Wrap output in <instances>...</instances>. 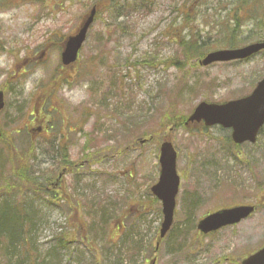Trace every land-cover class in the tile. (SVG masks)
Segmentation results:
<instances>
[{
  "label": "rangeland",
  "instance_id": "rangeland-1",
  "mask_svg": "<svg viewBox=\"0 0 264 264\" xmlns=\"http://www.w3.org/2000/svg\"><path fill=\"white\" fill-rule=\"evenodd\" d=\"M9 2L0 9L1 172L8 166L0 188L3 177L19 183L10 193L33 219L23 245L0 249V264H240L264 244V125L255 143L235 145L229 128L186 122L202 101L249 93L264 77V49L201 66L178 44L194 38L208 53L264 42V0ZM92 6L77 60L64 67L63 41ZM164 140L177 152L180 183L173 224L155 249L162 214L150 188ZM59 145L72 162L64 183L74 210L44 203L16 176V158L34 178L61 172ZM242 204L255 206L248 218L197 230L202 216Z\"/></svg>",
  "mask_w": 264,
  "mask_h": 264
},
{
  "label": "water",
  "instance_id": "water-1",
  "mask_svg": "<svg viewBox=\"0 0 264 264\" xmlns=\"http://www.w3.org/2000/svg\"><path fill=\"white\" fill-rule=\"evenodd\" d=\"M96 8L93 6L74 35L66 38L61 53V62L68 65L77 58V53L82 46L86 33L93 22ZM264 49V42L253 43L241 48L220 49L204 56L199 63L208 65L212 62H227L243 59L251 54ZM2 94L0 93V109ZM190 121H203L206 126L219 124L231 128V137L234 143L245 141L255 142L259 129L264 124V77L258 81L253 91L242 98L231 100L223 104L201 102L196 106ZM176 150L169 141L160 145L159 164L160 172L158 181L151 187L152 194L161 202L162 223L159 237L162 238L171 227L175 207V197L178 192L179 177L176 172ZM253 207L249 205L226 208L211 213L201 219L197 228L204 234L217 230L222 226L238 223L246 218ZM241 264H264V247L249 257Z\"/></svg>",
  "mask_w": 264,
  "mask_h": 264
},
{
  "label": "trees",
  "instance_id": "trees-1",
  "mask_svg": "<svg viewBox=\"0 0 264 264\" xmlns=\"http://www.w3.org/2000/svg\"><path fill=\"white\" fill-rule=\"evenodd\" d=\"M9 1L0 0V9L5 5H9ZM227 43L233 45V37ZM178 44L182 55L187 60L198 61L206 53L205 46L200 45L198 40L194 38L189 40L180 39ZM2 173L0 170V178ZM16 176L19 182L27 183L25 171L17 172ZM2 182L4 187L0 188V190H4V192L0 193L7 196L0 203V249L7 253L14 251L17 245H23L24 238L27 237V233L31 230L30 224L33 219V212L24 201L14 200V192L10 193V190L21 192L22 187L19 186V183L10 184L8 177H3Z\"/></svg>",
  "mask_w": 264,
  "mask_h": 264
},
{
  "label": "flooded vegetation",
  "instance_id": "flooded-vegetation-1",
  "mask_svg": "<svg viewBox=\"0 0 264 264\" xmlns=\"http://www.w3.org/2000/svg\"><path fill=\"white\" fill-rule=\"evenodd\" d=\"M40 130L46 132V128H40ZM49 148H51V147H49ZM54 152H56V150ZM41 154H47L48 155L47 149H42ZM53 156L55 157L54 153H53ZM48 158L50 159V157H48ZM56 162H57L56 168L58 170L59 169V166H58L59 162L57 159H56ZM69 167H70L69 164H67V165L65 164V166H63L62 172L49 171L47 173V175H45V172H46V170H45L44 174L37 176L38 180L40 181L39 182L40 186L38 187L39 191L41 193H45L47 195H52L53 197L59 195L60 193H66V189H65L63 182H64V177L67 174L66 170L69 169Z\"/></svg>",
  "mask_w": 264,
  "mask_h": 264
},
{
  "label": "clouds",
  "instance_id": "clouds-1",
  "mask_svg": "<svg viewBox=\"0 0 264 264\" xmlns=\"http://www.w3.org/2000/svg\"><path fill=\"white\" fill-rule=\"evenodd\" d=\"M31 90H32V83H31V81H28L25 83V92L27 93Z\"/></svg>",
  "mask_w": 264,
  "mask_h": 264
},
{
  "label": "bare ground",
  "instance_id": "bare-ground-1",
  "mask_svg": "<svg viewBox=\"0 0 264 264\" xmlns=\"http://www.w3.org/2000/svg\"><path fill=\"white\" fill-rule=\"evenodd\" d=\"M2 202V200L0 201V203ZM240 263H241V261H240Z\"/></svg>",
  "mask_w": 264,
  "mask_h": 264
}]
</instances>
